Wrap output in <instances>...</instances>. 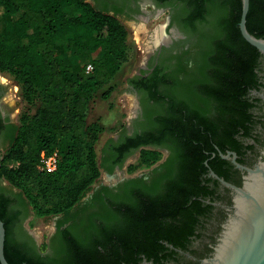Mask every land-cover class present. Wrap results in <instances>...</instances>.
Here are the masks:
<instances>
[{
  "label": "trees",
  "instance_id": "trees-1",
  "mask_svg": "<svg viewBox=\"0 0 264 264\" xmlns=\"http://www.w3.org/2000/svg\"><path fill=\"white\" fill-rule=\"evenodd\" d=\"M159 1L180 5L176 19L186 32L199 35L198 49L190 58L195 67L186 74L180 60L173 74H161L158 68L150 77L131 80L157 103L163 96L155 97L154 88L169 87L164 96L172 102L165 108L171 114L170 123L159 112L163 105L154 108L158 118L152 117L154 110L148 109L150 98L146 97L144 132L124 133L118 141L112 140L101 165L98 144L105 127L101 120L89 122L88 116L96 97L111 98L116 89L113 81L130 57L129 31L117 15L119 9L111 13L107 6L98 8L87 0H0V72L19 86L25 105L12 142L0 156V218L6 228L5 255L10 264H54L47 245L39 250L24 238L22 207L29 206L38 217L68 213L94 188L102 168L113 170L108 167L111 160L123 163L133 148L152 139L162 142L166 133L179 142L178 94L184 91L187 105L195 110L213 106L222 115H235L244 108L250 79L241 70L244 64L250 69L247 62H255L259 51L240 29L243 1ZM247 28L264 38V0H251ZM240 50L245 51L243 56ZM89 64L94 67L90 74ZM184 72L186 78L181 80ZM43 152L58 154L55 171L42 168ZM159 156L144 150L140 164L148 167ZM4 181L17 192L2 187Z\"/></svg>",
  "mask_w": 264,
  "mask_h": 264
},
{
  "label": "flooded vegetation",
  "instance_id": "flooded-vegetation-1",
  "mask_svg": "<svg viewBox=\"0 0 264 264\" xmlns=\"http://www.w3.org/2000/svg\"><path fill=\"white\" fill-rule=\"evenodd\" d=\"M90 2L107 6L111 13L118 8V17L126 19L150 15L145 10L150 3L154 13L170 12L172 38L155 51L157 46L147 51L154 52L138 78L150 77L158 68L161 74H173L180 60L186 74L195 67L190 58L198 49L199 35L185 33L176 25L180 5L159 0ZM240 51L243 56L245 51ZM247 63L250 69L244 64L241 74L249 75L250 83L241 112L222 115L213 106L195 110L181 92L179 142L166 133L162 142L152 139L133 148L123 163L111 160L108 167L113 170L104 168V177L82 202L53 218V230L44 242L26 226L31 208L22 207L24 238L39 250L47 245L54 264H206L214 257L225 226L234 215L235 188H243L249 170L264 164V55L259 51L257 60ZM185 72L179 75L181 80L186 78ZM9 87L0 72V156L3 147L11 144L20 118L12 107L17 95ZM131 88L140 95L139 89ZM168 88L165 84L157 86L158 94L154 88L152 94L164 99L157 103L154 98L147 106L157 119L160 114L154 108L163 105L159 112L169 125L171 114L165 108L172 102L164 96ZM147 106L140 104L131 136L144 132ZM144 150L159 152L158 160L133 175L124 172L126 160L136 153L140 160Z\"/></svg>",
  "mask_w": 264,
  "mask_h": 264
},
{
  "label": "rangeland",
  "instance_id": "rangeland-1",
  "mask_svg": "<svg viewBox=\"0 0 264 264\" xmlns=\"http://www.w3.org/2000/svg\"><path fill=\"white\" fill-rule=\"evenodd\" d=\"M87 1L90 2V0ZM93 5L98 8L103 7L101 4ZM145 10L151 14L149 15L142 13L138 19H126L119 17L129 31L130 57L128 62L124 64L113 81V85L116 87V89L111 98L109 100H103L100 96H98L90 104L88 116L89 122L101 120L105 127V133L98 144L99 163L101 165L104 163L105 149L107 145L112 140L118 141L124 133L130 135L134 120L139 112L140 104H145L146 97H149L150 100L154 99H151V96H149L151 94L149 91L137 88L140 91V95H138L131 88V86L135 87V85L131 83V80L137 77L140 70L150 60L152 54V52L150 54L147 53L145 50L144 41L140 39V37H143L144 35L139 37L137 36L135 29L136 25L141 24L142 22L147 24L146 27L149 32L146 36V39H148L153 31L160 26H166L165 34L172 38L171 32L173 31V27L171 28V26L168 25L170 12L166 10L160 13H154L151 3L145 6ZM142 17L148 18V22L141 20ZM176 25L180 30H183L185 33H187L179 21H176ZM98 56L99 55L96 54L93 57ZM3 77L10 86L9 88L14 89V92L17 95L12 107L16 109V113L21 114L25 109V105L21 99L20 88L10 76L3 74ZM6 148L7 146L3 147V150ZM138 154L139 153L131 155L124 163L123 170L128 175H133L137 171L147 168V166L140 164V160H138ZM103 177L104 168H102V175L98 182L102 180ZM1 186L8 190L17 192V190L12 189L6 181L2 182ZM53 218L54 217H38L33 212H31V217L26 223V226L36 233V235L39 237V241L44 242V239L53 230Z\"/></svg>",
  "mask_w": 264,
  "mask_h": 264
},
{
  "label": "water",
  "instance_id": "water-1",
  "mask_svg": "<svg viewBox=\"0 0 264 264\" xmlns=\"http://www.w3.org/2000/svg\"><path fill=\"white\" fill-rule=\"evenodd\" d=\"M242 1H243V12L240 22V29L242 35L248 43L256 47L264 55V38H257L256 36L252 35L247 28V18L250 11L251 0H242ZM160 46L161 45L157 46L154 49V51ZM249 172L250 175L247 178L244 187L235 188L237 194L235 197L234 215L231 217V219L225 226L223 236L216 249V253L214 257L206 261V264H264V249L258 251L253 256H246L244 254V251H242V250H247L248 239L246 236L248 233H245L246 235L244 236L241 234L242 235V236L240 235L241 238H238L233 234L235 229H239L240 233H243L241 231V229L243 228V224L240 222V217H241L240 210L242 206H244L245 204H249L248 200H251V197L249 196L248 193L251 191V189H253V187L256 188L257 182L263 183L264 164L258 166L255 170H249ZM253 175H260V177L256 179L253 177ZM259 208L260 210H262L260 206ZM252 234L254 236H258L256 232H253ZM5 242H6V228L4 222L0 218V262L1 264H10L5 255ZM232 251H233L232 255L229 256ZM234 252H237L236 259L233 258Z\"/></svg>",
  "mask_w": 264,
  "mask_h": 264
},
{
  "label": "bare ground",
  "instance_id": "bare-ground-1",
  "mask_svg": "<svg viewBox=\"0 0 264 264\" xmlns=\"http://www.w3.org/2000/svg\"><path fill=\"white\" fill-rule=\"evenodd\" d=\"M141 20L148 22V18L146 17H142ZM146 25V23L142 22L141 24H137L135 27L138 37L144 35L143 37H140V39L144 41L146 51L149 52L152 50V48L158 46L160 43H167L170 40L169 36L165 34V26L157 27L151 36L146 39V36L149 32ZM253 177L257 179L260 177V175H253ZM248 194L251 197V200H248L249 204H245L240 210V222L243 224L241 231L243 233H240L239 229H235L233 234L238 238H241L242 235H246L245 233L249 234L246 236L248 239L247 250L242 251H244L246 256H253L258 251L264 249V181L263 183L257 182L256 188L253 187V189H251ZM259 206L263 211L260 210ZM253 232H256L258 236H254L252 234ZM233 251L229 256L232 255ZM236 256L237 252H234L233 258L236 259Z\"/></svg>",
  "mask_w": 264,
  "mask_h": 264
},
{
  "label": "built area",
  "instance_id": "built-area-1",
  "mask_svg": "<svg viewBox=\"0 0 264 264\" xmlns=\"http://www.w3.org/2000/svg\"><path fill=\"white\" fill-rule=\"evenodd\" d=\"M87 73L90 74L94 67L92 64L87 65ZM42 158V168L46 171L52 172L58 168V154L55 153L53 155H47L45 152L41 155Z\"/></svg>",
  "mask_w": 264,
  "mask_h": 264
}]
</instances>
